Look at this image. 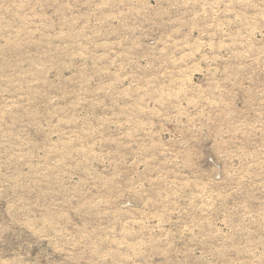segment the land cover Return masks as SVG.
<instances>
[{"label":"rangeland","instance_id":"rangeland-1","mask_svg":"<svg viewBox=\"0 0 264 264\" xmlns=\"http://www.w3.org/2000/svg\"><path fill=\"white\" fill-rule=\"evenodd\" d=\"M0 264H264V0H0Z\"/></svg>","mask_w":264,"mask_h":264}]
</instances>
